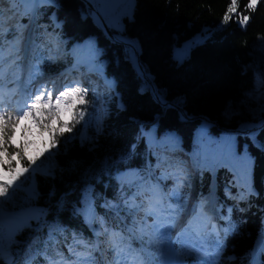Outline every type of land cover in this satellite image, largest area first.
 Masks as SVG:
<instances>
[{"label":"trees","instance_id":"1","mask_svg":"<svg viewBox=\"0 0 264 264\" xmlns=\"http://www.w3.org/2000/svg\"><path fill=\"white\" fill-rule=\"evenodd\" d=\"M228 3L229 0H136L134 21H123L128 37L140 41L143 48L141 60L155 76L158 85L167 89L170 97H186L185 111L190 117L198 118L194 121H181L175 111L162 113L155 133L158 145L162 147L173 143L192 154L196 129L203 121L202 117L219 125L209 128V133L214 137H219L226 130L235 129L239 124H226L223 113L228 105L238 104L243 92L251 89L255 83L253 71L248 68L245 74L241 68L251 64L253 44L264 37V0L254 13H250L252 19L246 29L236 22L221 26ZM241 3L244 5L247 0H241ZM82 9H89L82 0H55L52 4H39L35 30L37 42L44 45L40 25H46L55 37L63 40L65 54L51 62L46 59V49H39L35 63L44 77L59 73L72 64V58L88 56L83 54V50L92 37L94 46L102 50L98 57L104 62L102 70L95 73L104 82L107 78L116 83L109 86L105 82L101 98L96 96L92 84L83 86L89 89L88 98L92 101L87 108L88 114L75 126L72 134L60 138L58 148L51 150L50 165L35 173L33 186L36 195L26 198L29 187L26 185L16 192L13 199L0 206L3 210L4 236L8 238L0 264H47L49 259L71 260L73 253H90L94 256L92 264H105L95 249L92 227L85 223L82 214L74 212V208L79 206L84 188L89 184L93 188L91 199L95 205L96 218L100 217L103 227L107 231H121L125 243L132 244L138 251H143L142 246L146 247L145 241H139L130 233L129 228L135 224V215H132L135 211L124 205L135 192V185L121 184L118 177L129 170H139L145 178L154 175L155 159L145 140L140 139V132L142 128L144 131L149 130L159 108L151 102L147 93L142 98L136 95L138 81L123 58L121 46L106 37L92 16L82 18ZM22 20L28 22V18ZM205 29L211 31V38L194 48L190 58L182 65L177 64L172 58L173 49ZM17 45L14 26H5L0 17L2 87L11 86L17 78L16 71L21 65L16 57ZM8 48L12 52L7 53ZM117 56L120 57L119 64L115 62ZM116 93L124 99L127 110L117 109ZM99 101L105 110L100 132L96 131L99 125ZM89 119L91 124L86 135L91 139L84 144L69 139L70 135L80 133ZM165 132H174L179 142L165 139ZM65 140L69 141L67 145ZM237 143L239 151L247 141L239 136ZM249 150L254 157L252 182L255 191L245 192L244 199L238 196L236 199L225 198L220 192L226 186L231 189L233 196L242 190V184L238 189L233 181L243 179V169L238 163L235 170L228 164L212 167L202 164L205 168L198 184L201 195L207 194L210 186L211 189L217 188V195L225 200L224 210L232 208L231 217L222 222V228L227 224L232 227L226 234H220L226 246L217 256L235 258L227 261V264H248V253L264 232V152L250 144ZM44 158L41 157V161ZM106 165L111 167V172L105 171L101 176L100 172ZM237 170L240 172L239 178L235 174ZM106 201L107 207L104 206ZM37 210H43V214ZM224 214L228 216V213ZM96 218L91 221L93 227ZM51 224H58L61 230L53 231V239L48 240V226ZM9 232L13 235L11 242ZM138 235L144 238L139 232ZM216 238L217 235L213 233L206 237L211 248Z\"/></svg>","mask_w":264,"mask_h":264},{"label":"snow or ice","instance_id":"2","mask_svg":"<svg viewBox=\"0 0 264 264\" xmlns=\"http://www.w3.org/2000/svg\"><path fill=\"white\" fill-rule=\"evenodd\" d=\"M3 0H0L2 3ZM25 3L33 4H52L55 0H24ZM262 0H247V3L242 5L241 0H229L226 5L224 15L222 17L221 26H227L232 22L238 23L241 28L246 29L250 23L252 16L250 13H254L252 10L258 8ZM89 4L88 10H81L82 18L92 16L93 21L102 29L105 30L106 37L113 43L120 45L124 60L130 65L131 70L135 73V77L138 81L136 86V95L138 97H144L147 93L151 102L158 106L159 112L154 116L153 122L148 131L141 129L140 135L147 138L149 143H152L155 138L156 129L159 125L161 114L170 110L175 111L179 120L184 121L191 119L188 113L185 111L187 103L186 97L182 95H176L170 97L168 90L159 86L155 76L152 75L150 70L141 60V54L143 48L139 40L131 39L126 33V26L124 20L134 21V12L136 0H87ZM249 13V14H245ZM3 16V11L0 9V17ZM210 32L206 29L201 33L194 35L191 39L185 41L182 45L173 49V60L177 64H183L190 58L191 52L194 48H197L205 44L210 38ZM110 33V34H109ZM264 39V37H262ZM93 46L95 55L102 54V50L94 46V38L90 37L86 42L85 47ZM261 52L260 65L261 69H264V45L258 46ZM115 62L119 64L120 57L115 58ZM104 62L97 61V70H102ZM249 65H244L241 68V72H247ZM40 68L35 69V73L40 72ZM109 86H114L115 80H105ZM2 87V85H0ZM72 88V85L67 86ZM86 88V87H85ZM86 94L81 93L77 87L72 91H65V87L59 90H46L44 87H39L27 95V99L23 100L21 104L17 101L15 105L0 93V191L3 192V196L0 197V206L4 202L13 199L16 196V192L23 189L28 185V197L32 198L36 195L34 189L35 173L45 168L46 165H50L52 160L51 151H46L47 155H43L45 158L28 160L29 149L36 143L33 138L37 135L43 138L44 132H50L48 136L47 148L52 150L56 149V133L59 132L61 136H64L65 129L70 134L73 133V127L75 121L78 119H85L83 110L80 111V115L77 116L76 109L80 105H84L86 102ZM116 107L119 110H127V104L119 93L115 96ZM92 102V101H91ZM248 114L249 119H244L239 122L237 127L231 131H225L219 137H214L209 133L211 122L204 119L199 127L196 129L194 150L192 152L193 163L197 166L203 164L208 167L219 166L220 164H228L235 170V165L238 163L243 169V179H238L237 182L242 184V190L233 196L231 189L227 186L224 189V195L230 199H236L238 196L240 199H244L245 192L251 193L255 191L252 182V169L254 168V157L249 150V144L264 152V70H257L255 77V83L251 89L243 92L242 99L239 101V108L228 105L224 110L225 119H231L234 116ZM65 117L70 123L65 122ZM91 124V119L84 125L78 135L80 136L81 143L86 140H90L91 137L85 135L87 128ZM58 125V127H53ZM165 139H172L179 142V137L174 132H165ZM243 136L247 141L240 147L238 151L237 138ZM76 136L70 135L69 139H75ZM69 141L65 140L67 145ZM163 142V141H160ZM203 157V159H200ZM124 156H121V160ZM20 161V165L16 161ZM115 163L114 161L112 162ZM28 165H32L29 170ZM159 167V163L156 165ZM50 170V169H49ZM111 172L110 166H105L101 170L100 175L104 172ZM130 173H124L129 175ZM236 176L240 177V172H235ZM138 175V174H137ZM122 179V177H118ZM167 176H162L159 179H166ZM155 179V177H154ZM211 185V177H210ZM155 187V186H154ZM93 188L91 184L84 188L82 197L79 201V206L74 208V212L82 214L85 219V223L92 227L93 232L99 236V232L92 225V219L96 218L95 205L92 202ZM213 196V192L210 186L209 195L207 198L201 197L196 201L192 208L190 215L192 219H196L198 216L204 213V200L210 199ZM175 203L180 209L183 208V198H178ZM105 207L108 206V202H105ZM136 212H139L143 205H134ZM40 214H43V210H37ZM133 212L132 215H135ZM232 208H228V218L231 217ZM146 214L148 216H154V212L151 206L146 207ZM179 210H173L172 219H175L179 215ZM15 215V214H13ZM159 220V217H156ZM3 210L0 207V259L3 258L4 252V231H3ZM189 226L192 224V220L186 222ZM48 240L53 239V231L61 230L58 224H51L48 226ZM213 232H217V238L212 241V249L217 255H214L210 259L193 260L191 264H227V261L234 260V257L217 258L218 254L223 251L225 244L222 242L221 233L226 234L232 227L231 224L225 225L223 228L217 230L215 225H212ZM189 229L185 227L184 223L180 225V232H186ZM154 231L158 233L157 238L160 240H167V245L176 259L169 262L168 258L165 261L157 262V264H189L182 257L191 256L196 250L204 251L202 242L189 241L185 244L182 241V235H175V239L181 242L179 252L181 257H177V248L173 243V233L164 228L161 230L159 224L154 225ZM13 235L9 232V241L11 242ZM82 242V241H81ZM39 251L43 252L44 249ZM164 251V249H163ZM248 264H264V232L257 238L256 244L248 253ZM47 259V257H46ZM85 264H92L88 261Z\"/></svg>","mask_w":264,"mask_h":264},{"label":"rangeland","instance_id":"3","mask_svg":"<svg viewBox=\"0 0 264 264\" xmlns=\"http://www.w3.org/2000/svg\"><path fill=\"white\" fill-rule=\"evenodd\" d=\"M36 4L30 3V4H19L13 0H9L7 2V4L5 5V11H3V9L1 8L0 5V9H2L3 11V16L1 17V20L3 21V23L5 24V26H14L15 28V33L17 34V41H18V54H17V58L21 61V65L18 66L17 68V78L15 80V82L12 84V86H6V87H2L0 88V93H3V95L5 97H7V99L9 101H11L12 103H15L17 101H20L21 104L23 103V100L27 99V95L30 94L32 91H34L35 89L39 88L41 85H47L50 87V89L52 90H58L60 87H66L69 85H74L76 83H80V84H84L83 82V77L85 79H91L92 80H98L99 76L95 73L97 70V61H100L99 57L97 55H95L94 53V48L93 46H88L84 48V53L85 55H88L86 58L79 55L75 58H72V64H70L69 66H67L65 69H63V71L59 72V73H54L53 75H49L44 77V75L42 74V72L40 71L38 74L35 73V69L38 67L35 63V59H36V54L38 52L39 49H43L45 48L47 51V55H46V59L48 61L54 62L59 58H62L65 54V45L62 39H60L59 37L54 38L55 35L52 34V32L47 28L46 25H40L41 29H45V31H42V35L41 38L44 42V45H40L37 42L36 39V34L34 32V27L36 25V16L35 19L33 17V13H34V9H35ZM37 6H39V4H37ZM11 10L16 11V13H14V15H9L7 13H9ZM37 13V11H36ZM23 18H28V22L27 23H23L22 19ZM32 22V24H31ZM30 24H31V28L33 27V38L31 39V41L29 43L32 44V48L30 49V52L27 55H24V50H25V45L27 40H25L26 36H27V31L30 28ZM260 45H264V39H259L257 40L254 44H253V53H252V62L249 65V69L253 71L254 76L256 77L257 75V70H264L261 69V65H260V60H261V52L259 50ZM12 52L10 50V48H8L6 50L7 53ZM27 56V57H26ZM69 57V56H68ZM29 67V68H28ZM76 73V74H75ZM87 75V76H86ZM86 76V77H85ZM90 76V77H89ZM100 80H102V78H100ZM97 84V81H96ZM84 86V85H83ZM97 88L95 87V91H96V96L99 98V94L98 91H100V84L96 85ZM101 101L98 102V110H99V114H98V123L99 125L96 126V131L100 132L101 130V122L103 119V114H104V108L101 106ZM233 107L239 108V103L232 105ZM223 117H224V113H223ZM244 119H249V116L247 113H245L243 116L241 115H237L232 117L231 119H225L224 117V121L226 124L228 125H233L235 122H240L241 120ZM148 131V130H145ZM86 135V132H85ZM76 136L75 140H77L80 144H84L81 143V139L80 136L78 134L73 135ZM87 136V135H86ZM36 140V143L29 149V152L32 155H37L38 153H40L41 151H44L47 148L48 145V137L45 136L43 138L39 137V135L33 137ZM143 139L145 140L148 149L150 150L153 158L156 160L158 157V161L161 159L159 156L160 155H164V154H169L165 160L163 161H168L171 162V166L167 167V171H170V175H174L177 173L176 169H177V165H179V156L183 155L185 157V161H187L188 164L194 166V167H190L187 169H182L181 171L183 172V174L186 176V180H185V185L184 188L182 189L181 193L179 196H175V195H169L171 189H169V187H161L160 185H158L157 183H155L158 187H161L162 189L165 190V196H167V205L168 204H172L174 206H176L177 204L175 203V201L178 198H183L184 200V205L183 208L180 209L175 208H168L167 206L162 208L159 215H161L162 221L160 222L161 224H166L167 223V216L165 215L166 211L168 212H173V210H179V215L173 219V223L171 225H168L165 228H168L173 234H174V226L175 223L179 222L182 220V217H184L185 215H187V211L190 205V202L192 201L193 198H196L197 200L201 199V196L204 198H207L209 195V192L207 194L201 195V189L198 186V184H200V177L202 175V172L197 171V170H201V168L203 167L202 164L197 166L193 163V157L191 153H188L185 151V149H183L182 147L170 143L169 148L165 149L164 151H160L157 150L158 147V139L157 136L155 135V138L153 140L152 143L148 142V139L143 137ZM172 155V156H171ZM175 158V160L177 162H173V159ZM200 169H199V168ZM205 167H203L202 169H204ZM124 173H130L129 175H124ZM138 174V175H137ZM159 175V173H158ZM119 177H122V179L119 178V182L121 184H134L136 182H134L135 180H139V181H143L144 180V175L142 174L141 171L139 170H129V171H124L122 172ZM151 181H153L152 179H150ZM238 179H234V186L237 187L239 189V187L241 186L240 183L237 182ZM173 181V179H172ZM144 182V181H143ZM154 182V181H153ZM174 182V181H173ZM138 188L140 187V183H138L136 185ZM216 186V184H215ZM136 188V192L137 189ZM169 189V190H168ZM225 189V188H224ZM224 189H223V196L225 198H228L224 195ZM213 192V196L211 197L212 202L214 203V201L217 202V208L218 210L220 209H225L223 208L224 206V199H220L217 197V188L212 189ZM136 194V193H135ZM140 194H136V197L133 196H129L127 198V200L125 201L124 205L128 208V209H133L134 208V201L136 199H138ZM140 199V198H139ZM220 199V200H219ZM209 201V199H207ZM222 200V201H221ZM224 201V202H223ZM215 204V203H214ZM224 213H228V208H226V210L220 211L219 214L221 217H228L226 214ZM227 219H221L218 226H215L217 230L222 228V222L226 221ZM139 221V217H136L135 220V224H138ZM94 227L97 229V231L100 233L99 235H106L108 240L104 241L105 244L109 243L111 244V246H113V249H110L108 253H111V251H119L124 255V258L126 259L124 262H121L119 260V255L115 254L113 257L112 255L107 256L106 255V250H104L101 246V243H99L97 240H95V249L97 251H99L102 259L105 260V257H107V261H110L111 264H116L117 260L120 261V264H135L134 260H128V258H138L140 259L141 263L140 264H157V262H162L165 261L167 258L169 261H174L176 259V257L171 254L170 249L168 247H166L167 245V240H160L157 237L154 236V233H150L148 231H146L143 227H133L132 226V231L130 232L131 234H133V236L135 238H137L138 240L141 241L140 237L138 236V232L141 233L142 235H144L146 237V243L145 246L143 248V254L140 253L139 251H136V249L133 247V245L130 243L127 245H123L120 244V242L123 239V234L122 232L118 231L116 233L113 232H106L100 217L96 218ZM152 227H154V225H152ZM137 229V230H136ZM141 229H143V231H141ZM94 233V232H93ZM147 233V235H146ZM209 233H213L215 235H217V232H213L212 228H210L209 230H205L201 227H197V229H195V231L193 232H189L187 234L182 235V241L185 244H188L189 241L192 242H202V247L204 249V251H199L196 250L194 252L193 255L191 256H183L182 258L186 261L189 262V264H191V262L193 260H200V259H210L211 257H213L215 255V253L213 252V249L207 244L206 242V237L208 236ZM94 235H96L94 233ZM5 242L8 243V238L4 236ZM149 241H151V243H149ZM173 243L176 245L177 248V257H181V253L179 252V249L181 247V242L177 241L175 239V236L173 235ZM85 245V244H83ZM164 249V251H163ZM83 255H73V259H58L55 261H49V263H54V264H64L65 261L70 262V264H85V262L91 261L93 259V255L90 253H82ZM131 255V256H130ZM133 255V256H132ZM135 256V257H134ZM146 259V260H145ZM113 261V262H112Z\"/></svg>","mask_w":264,"mask_h":264},{"label":"bare ground","instance_id":"4","mask_svg":"<svg viewBox=\"0 0 264 264\" xmlns=\"http://www.w3.org/2000/svg\"><path fill=\"white\" fill-rule=\"evenodd\" d=\"M14 12L16 13V11L11 10L9 12V14H12ZM31 24H32V22H31ZM32 38L33 37H31L30 35H27L26 38H25V40H27V42H26V45H25L24 55H27L30 52V49L32 48V44L29 43ZM97 84L103 85L102 80L98 79L97 80ZM59 89H61V87ZM165 162L167 164L164 163V162H159V164L160 165H166L165 168L167 169V167L171 166V162H168V161H165ZM173 162H177L175 160V158L173 159ZM179 165L182 166L181 167V170L182 169H187V168H190V167H194V166L188 164L187 161H185V157L183 155H180L179 156ZM176 171H177V169H176ZM143 181L140 183V187L139 188L136 186V188H138L137 189V192H136V189H135V192L133 194H131V196L134 195V197H136V194L137 193L140 194L139 197H138V199L139 198L141 199V198L145 197L144 200L150 206H153L157 210L158 213H160L161 209L167 206V196H165V190L162 189L161 187H158L155 184L156 182L155 181L154 182L151 181L149 178H144ZM204 197H206V196H204ZM196 201H198L196 198H193L192 199V201L190 202L188 211H187V215H185L184 217H182V220L181 221H179V222L175 223V225H173L174 226V236L175 235H184V234H187L189 232H193V231H195V229H197L198 225H199V227H201V228H203L205 230L206 229L209 230L210 228H212L211 227L212 225L218 226V224H219V222L221 220V216L219 214V212L221 211V209L218 210V208L216 207L217 206L216 205L217 202L214 201V203H215L214 204L212 202L211 198L209 199V201L207 199H205L204 200V208H205L204 213L201 214L200 216H198L196 219H192V216L190 215L191 208H192L193 204ZM165 213H166L165 215L167 216V223L164 224V225L161 224V223H158L159 226H160V228H161V230H163L165 227H167L168 225H171L174 222L173 219H172V215H171L172 212L166 211ZM188 220H192L191 226H189L186 223ZM181 223H184L185 227L188 228L189 230L186 231V232L181 233L180 232V225H181ZM151 229L153 230L154 236L157 237L158 236V233L154 231V227H151ZM116 232H118V230H114V233H116ZM106 238H109V237H106ZM132 259L134 260L135 264H140L141 263L140 259H138L136 257L135 258H132Z\"/></svg>","mask_w":264,"mask_h":264},{"label":"clouds","instance_id":"5","mask_svg":"<svg viewBox=\"0 0 264 264\" xmlns=\"http://www.w3.org/2000/svg\"><path fill=\"white\" fill-rule=\"evenodd\" d=\"M252 11L255 12L256 9H253ZM40 87H44L46 90H50V87L47 86V85H41ZM77 87L80 89L81 93H85V94H86V97H85L86 102H85L84 105H80V106L77 107V109H76V114H77V116H79V115H80V111L83 110V112H84V117H86L87 114H88V113H87V108H88V107L91 105V103H92L91 100L88 98V96H89V89L83 87V85L80 84V83H76V84H74V85L72 86V88H68V87L66 86V87H65V91H72V90H74V89L77 88ZM82 121H83L82 118H81V119H78V120L75 121V125H74V127H73V131H74V129H75V126H76L77 124L81 123ZM65 122H66V123H70V121L67 120V117H65ZM53 127H54V128H55V127H58V125H53ZM65 134H70V133L68 132L67 129H65V131H64V135H65ZM49 135H51L50 132H44V133H43V136H44V137H45V136L48 137ZM61 137H62L61 134H60L59 132H57V133H56V148H58V146H59L60 138H61ZM51 150H52L51 148H46L44 151H41L40 153H38V154L35 155V156L32 155V154L29 152V154H28V160L31 161V160H34V159H41V157H43V155L45 154L46 151H51ZM16 163H17L18 165H20V161H19V160H17ZM31 167H32V165H28L29 170L31 169ZM181 167H182V166L177 165V173L174 174V175H169V176H168V178H171V179H173V181H174V184H173V186H172V188H171V191H170L169 195L179 196L180 193H181V191H182V189L184 188L185 180H186V176H185V175L183 174V172L181 171ZM3 195H4L3 192L0 191V197H2ZM167 207H168V208L175 209V208H178L179 206H178V205L174 206V205H172V204H168ZM221 219H227V217H221ZM141 231H143V229H141ZM149 243H151V241H149ZM70 251H71V249H70ZM73 254H74V255H83L82 253H73ZM90 262H91V261H90ZM64 264H70V262L65 261ZM105 264H111L110 261H107V257H105ZM116 264H120V261L117 260Z\"/></svg>","mask_w":264,"mask_h":264},{"label":"water","instance_id":"6","mask_svg":"<svg viewBox=\"0 0 264 264\" xmlns=\"http://www.w3.org/2000/svg\"><path fill=\"white\" fill-rule=\"evenodd\" d=\"M85 4H87L88 6H89V4L87 3V0H82ZM101 28V27H100ZM101 30L105 33V30L104 29H102L101 28ZM110 34V33H109ZM106 35V34H105ZM198 118L197 117H191V119H188V120H186V121H194V120H197ZM202 120H204V119H207V120H209L210 122H211V126H214V127H219V125L216 123V122H214V121H212V120H210L209 118H207V117H202L201 118ZM222 130H226V129H223L222 128ZM226 131H231V130H226Z\"/></svg>","mask_w":264,"mask_h":264}]
</instances>
